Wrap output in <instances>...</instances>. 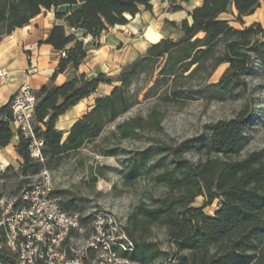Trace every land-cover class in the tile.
Wrapping results in <instances>:
<instances>
[{"label": "trees", "instance_id": "16d2710c", "mask_svg": "<svg viewBox=\"0 0 264 264\" xmlns=\"http://www.w3.org/2000/svg\"><path fill=\"white\" fill-rule=\"evenodd\" d=\"M152 1L0 0V41L35 16L51 11L53 23L39 43L49 44L59 53L49 80L34 91L33 119L43 141L40 151L44 159H33L28 140L19 135L15 146L19 166L14 169L8 165L1 179L12 171L21 177L19 187L43 169H51L90 146L97 156L117 158L124 185L131 186L146 176L153 186L163 189L148 202H138L127 216L124 230L134 248L125 256L141 264H264V148L242 154L247 142L246 106L231 119L211 124L202 139L149 145L123 159H119L118 149V143L138 132L162 131L169 106L182 107L196 99L243 98L238 88L245 79L255 68L264 72V27L253 22L235 28L220 15L234 9L233 20L243 25L242 18L264 0H200L179 23L170 21L177 37H161L117 74L78 73L90 50L85 37L97 39L108 29L127 24L128 16L134 17L141 8L150 10ZM164 1L173 11L182 9L180 3L190 2ZM223 63L227 64L223 74L216 82H209L215 68ZM60 73L69 74L56 84ZM141 76L151 82L144 96H155V103L145 115L125 118L107 129L138 103L131 87ZM193 79L198 83L186 85ZM100 84L111 86L109 93L95 97L67 131L58 129V118L95 94ZM12 119L7 102L0 106V149L14 136ZM188 153L197 157L189 159L185 157ZM106 168L96 165L90 179L104 177ZM53 195L64 210L79 214V224L87 234L92 213L83 217L76 199H64L56 190ZM197 197H203L199 206L194 205ZM215 200L218 207L209 216L203 209ZM155 229L163 231L172 252L151 239Z\"/></svg>", "mask_w": 264, "mask_h": 264}, {"label": "rangeland", "instance_id": "374dc122", "mask_svg": "<svg viewBox=\"0 0 264 264\" xmlns=\"http://www.w3.org/2000/svg\"><path fill=\"white\" fill-rule=\"evenodd\" d=\"M200 0H190V2L180 3L181 10L173 11L170 4L164 0H153L150 10L141 8L134 17L128 16V23L122 26H115L103 32L97 39L85 37V41L90 43L89 57L85 60L84 67L78 69V73L89 69L95 73L103 72L107 75H115V70L121 69L120 64L130 53V49L140 47L157 38L170 36L177 37L176 27L170 21L179 23L186 17V11L190 10ZM45 14V11L43 12ZM262 13L260 16H263ZM42 16V15H41ZM232 25L239 26L233 19V13L224 14ZM103 45L111 47L102 48ZM102 48L100 51L97 49ZM96 58V59H95ZM89 63L90 67L87 65ZM227 67L226 63L215 68L209 78V82H216ZM87 71L86 74L90 73ZM112 72V73H111ZM85 73V72H84ZM111 73V74H110ZM71 74V73H70ZM91 76V75H87ZM199 80H188L186 85H195ZM151 82L139 77L131 87L136 93L138 103L131 109L119 116L107 129H112L116 122L134 115H145L149 108L155 103V96L147 95L146 87ZM111 86L100 84L92 98L101 94H107ZM242 91L241 100H218L205 101L204 99L191 100L184 106H169L166 108L165 116L162 120V131L154 133L138 132L133 138L118 143L121 153L119 159L132 155L131 153L141 150L149 145L167 143L175 144L187 139H202L208 133V127L223 119H231L235 113L246 106L248 116L246 122L247 142L242 154L264 148V72L261 68H255L250 76L245 79V84L238 88ZM34 92V91H33ZM159 107H162L159 105ZM185 157L195 159L197 156L188 153ZM104 165V177H98L92 181L90 176L96 165ZM19 165H15L17 169ZM120 166L115 157H100L95 155L90 146L82 149L76 155L65 158L49 171L53 188L62 192L64 199H76V204L81 208L80 214L84 217L90 215L96 209H107L113 212L118 220L125 225L127 216L133 207L140 201L148 202L150 197L157 196L162 192L161 187H155L151 182L142 176L133 185L123 184ZM0 179V194L3 197H12L31 182L37 175L30 177L29 181L18 187L21 177H16L12 171H8ZM203 202V197H197L194 205L199 206ZM218 207L215 200L211 205L206 206L203 211L213 216ZM152 240L158 242L163 250L172 252L162 230L155 229Z\"/></svg>", "mask_w": 264, "mask_h": 264}, {"label": "built area", "instance_id": "2783aa9c", "mask_svg": "<svg viewBox=\"0 0 264 264\" xmlns=\"http://www.w3.org/2000/svg\"><path fill=\"white\" fill-rule=\"evenodd\" d=\"M36 71L29 65L25 74ZM11 80L12 71L0 68V88ZM35 104V94L25 81L10 100L11 124L17 136L28 140L30 156L43 161V141L33 119ZM6 168L0 161V179ZM53 190L49 171L43 169L17 195L0 197V264H141L124 255L134 242L113 212L94 210L85 234L79 214L64 210Z\"/></svg>", "mask_w": 264, "mask_h": 264}, {"label": "crops", "instance_id": "0c3cea01", "mask_svg": "<svg viewBox=\"0 0 264 264\" xmlns=\"http://www.w3.org/2000/svg\"><path fill=\"white\" fill-rule=\"evenodd\" d=\"M231 12L233 14L236 13L234 9ZM262 13H264V1L260 2L259 7H257L252 14L242 18L244 21L243 25L238 23L239 26L237 27L232 25V21L230 20L229 24L235 28H242V26L258 22L264 27V15L260 16ZM224 14L225 13L221 14L220 17L228 20L227 17H224ZM53 20V13L51 11H45V14L41 13L35 16L30 20L28 25L16 28L10 35L5 36L0 41V68L6 67L12 71L11 82L0 88V106L10 102L13 94L23 82L27 81L32 90L36 91L49 80L57 65L59 53L55 51L51 45L45 43L40 44L39 42L44 40L47 36ZM159 39L160 38H157L156 41ZM156 41H150L144 45H139L140 47L130 49V53L128 52V56L122 61L120 66L122 67L123 65L133 61L138 55L143 54L150 44ZM105 47L111 46H102V48ZM102 48L97 50L100 51ZM90 51L91 50H89V52ZM88 57L89 55H87L85 60ZM29 65H35L37 67V71L27 76L25 74V70L29 67ZM87 65L90 67L89 63H87ZM81 66L84 67V63L79 66V69ZM88 70L89 69L84 68L81 73H87ZM118 70L119 69L115 70V72L118 73ZM68 74L69 73L58 74L55 78V83L61 84L64 82L67 79ZM94 74L95 72L90 71L87 75ZM91 96L82 99L78 104L61 115L56 122V127L60 130L67 131L73 122L93 104L95 97L92 98L91 101L87 100L88 98H91ZM11 129L14 132V136L12 137L10 144L0 149V161L7 166L10 165L14 167L15 165H19L20 158L15 151L18 136L15 134V128L12 124Z\"/></svg>", "mask_w": 264, "mask_h": 264}]
</instances>
